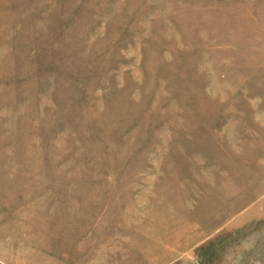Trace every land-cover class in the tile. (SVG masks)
<instances>
[{
  "label": "rangeland",
  "instance_id": "374dc122",
  "mask_svg": "<svg viewBox=\"0 0 264 264\" xmlns=\"http://www.w3.org/2000/svg\"><path fill=\"white\" fill-rule=\"evenodd\" d=\"M0 264H264V0H0Z\"/></svg>",
  "mask_w": 264,
  "mask_h": 264
}]
</instances>
